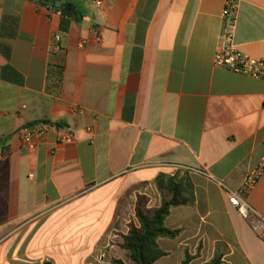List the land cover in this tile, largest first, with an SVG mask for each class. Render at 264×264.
<instances>
[{
	"label": "crops",
	"instance_id": "crops-1",
	"mask_svg": "<svg viewBox=\"0 0 264 264\" xmlns=\"http://www.w3.org/2000/svg\"><path fill=\"white\" fill-rule=\"evenodd\" d=\"M75 1L64 32L56 9L0 0V264H134L137 196L159 207L158 176L185 173L196 201L155 264H264V229L228 198L260 172L246 202L264 218V79L215 64L227 0ZM236 1L234 45L264 61V0Z\"/></svg>",
	"mask_w": 264,
	"mask_h": 264
},
{
	"label": "trees",
	"instance_id": "trees-1",
	"mask_svg": "<svg viewBox=\"0 0 264 264\" xmlns=\"http://www.w3.org/2000/svg\"><path fill=\"white\" fill-rule=\"evenodd\" d=\"M40 6L54 8L61 13V30L68 31L72 22L80 23L85 17L83 7L75 0H30ZM61 5L57 8V2ZM49 124V123H48ZM60 126L61 124H55ZM179 175L173 176L161 174L156 180V186L161 194L159 207L150 208V199L146 196H138L136 203V221L128 226L129 231L123 235L122 248L129 252V261L134 264H155L156 261L166 256L158 240L160 238L175 239L182 233V229H170L166 226V220L172 213V209L181 206H193L196 195L193 185ZM195 257L185 252L183 264H191ZM222 258L215 257L205 264H221ZM44 264H52L45 262ZM113 264H128L119 259H114Z\"/></svg>",
	"mask_w": 264,
	"mask_h": 264
},
{
	"label": "built area",
	"instance_id": "built-area-1",
	"mask_svg": "<svg viewBox=\"0 0 264 264\" xmlns=\"http://www.w3.org/2000/svg\"><path fill=\"white\" fill-rule=\"evenodd\" d=\"M97 7L102 6L108 0H92ZM238 3L236 0H227L223 11V32L222 44L220 45L216 56L215 64L218 67L229 69L233 72L249 75L255 78L264 79V61L251 58L240 51L234 45V36L237 22ZM61 37L55 36L52 49L59 51L61 49ZM48 126L41 128L26 126L19 132L20 139L31 149H35V137L41 136L47 130ZM60 141H70L73 139L71 131H65L60 136ZM260 172L248 175L243 186L238 191H228L230 203L237 208L238 212L246 219H253V227L259 231L264 229V218L255 216L254 210L246 202V195L250 189L256 184Z\"/></svg>",
	"mask_w": 264,
	"mask_h": 264
},
{
	"label": "rangeland",
	"instance_id": "rangeland-1",
	"mask_svg": "<svg viewBox=\"0 0 264 264\" xmlns=\"http://www.w3.org/2000/svg\"><path fill=\"white\" fill-rule=\"evenodd\" d=\"M177 175H179L180 176V174H177ZM181 177V176H180ZM185 178H187L189 181H191V176H189V174L188 173H185V175L184 176H182V179H185ZM181 179V180H182ZM157 193H156V199H157V206L158 205H160L161 204V194L159 193V191H158V189H157V191H156ZM138 196H146V197H148L149 199H150V203H149V207L150 208H156V207H154V204H152V203H154L151 199L153 198V196H150V195H144V194H140V195H138ZM138 196H137V199H138ZM137 199H136V203H137ZM136 203H135V209H136ZM160 203V204H159Z\"/></svg>",
	"mask_w": 264,
	"mask_h": 264
},
{
	"label": "water",
	"instance_id": "water-1",
	"mask_svg": "<svg viewBox=\"0 0 264 264\" xmlns=\"http://www.w3.org/2000/svg\"><path fill=\"white\" fill-rule=\"evenodd\" d=\"M61 5V1L57 2V8H59V6Z\"/></svg>",
	"mask_w": 264,
	"mask_h": 264
}]
</instances>
